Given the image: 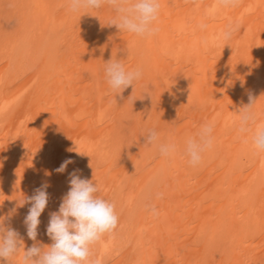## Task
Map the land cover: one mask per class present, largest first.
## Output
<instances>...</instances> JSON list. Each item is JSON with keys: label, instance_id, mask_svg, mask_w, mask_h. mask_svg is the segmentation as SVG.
I'll list each match as a JSON object with an SVG mask.
<instances>
[{"label": "bare ground", "instance_id": "1", "mask_svg": "<svg viewBox=\"0 0 264 264\" xmlns=\"http://www.w3.org/2000/svg\"><path fill=\"white\" fill-rule=\"evenodd\" d=\"M159 3L157 31L139 37L109 26L107 5L73 13L69 0H0V218L27 250L30 204L19 201L47 184L37 241L50 245V213L79 170L119 217L92 248L99 264H264V151L238 116L251 96L264 124V0ZM111 58L142 71L134 91H110ZM207 123L213 146L193 167L184 141ZM153 129L177 145L173 156L144 146Z\"/></svg>", "mask_w": 264, "mask_h": 264}, {"label": "clouds", "instance_id": "2", "mask_svg": "<svg viewBox=\"0 0 264 264\" xmlns=\"http://www.w3.org/2000/svg\"><path fill=\"white\" fill-rule=\"evenodd\" d=\"M240 0H218L224 8H234ZM104 5L111 7L116 17L109 22L119 31L134 34L139 37H150L155 34V27L160 11L159 0H69V7L73 13L82 10H98ZM238 30L236 26L228 25L221 33L225 46L231 41L233 34ZM104 74L110 91L120 96L129 87L133 88L142 78L139 68L126 70L120 59L112 58L105 63ZM129 100V99H128ZM250 103L239 109V131L255 132L252 141L256 149L264 151V124L256 125L253 107L256 100L249 97ZM214 125L204 124L195 136H188L184 141V152L188 162L195 167L201 164L204 154L209 151L214 142L212 135ZM146 147H157L162 156L171 157L177 151V145L172 142L162 143L160 134L150 130L145 136ZM72 163L65 160L56 169L63 173ZM75 170L70 174L69 191L62 197L57 212L50 213L46 234L52 243L45 246L37 241L40 217L47 208L49 194L47 184L35 189L30 197L19 201L20 206L30 204L24 219L27 237L34 241L31 247L25 250L23 238L11 227H6L3 218H0V260L7 264L22 253L21 264H99L93 259L92 248L105 235H111L119 225V217L115 205L108 199L98 195L99 188L93 181L83 179ZM156 215V209L152 208Z\"/></svg>", "mask_w": 264, "mask_h": 264}]
</instances>
